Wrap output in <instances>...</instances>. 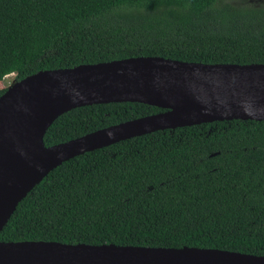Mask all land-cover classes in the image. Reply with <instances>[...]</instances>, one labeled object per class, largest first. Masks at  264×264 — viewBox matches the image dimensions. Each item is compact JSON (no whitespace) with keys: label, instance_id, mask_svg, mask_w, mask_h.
Returning a JSON list of instances; mask_svg holds the SVG:
<instances>
[{"label":"trees","instance_id":"trees-1","mask_svg":"<svg viewBox=\"0 0 264 264\" xmlns=\"http://www.w3.org/2000/svg\"><path fill=\"white\" fill-rule=\"evenodd\" d=\"M233 1L0 0V81L137 56L264 63V5ZM161 110L140 102L75 107L43 142ZM26 240L264 255V121L156 130L74 156L21 199L0 231V241Z\"/></svg>","mask_w":264,"mask_h":264},{"label":"water","instance_id":"water-1","mask_svg":"<svg viewBox=\"0 0 264 264\" xmlns=\"http://www.w3.org/2000/svg\"><path fill=\"white\" fill-rule=\"evenodd\" d=\"M140 102L163 110L46 146L62 113ZM264 121V63H200L137 56L45 69L0 95V231L22 198L62 162L156 130L222 120ZM0 264H264V255L195 246L0 241Z\"/></svg>","mask_w":264,"mask_h":264},{"label":"rangeland","instance_id":"rangeland-1","mask_svg":"<svg viewBox=\"0 0 264 264\" xmlns=\"http://www.w3.org/2000/svg\"><path fill=\"white\" fill-rule=\"evenodd\" d=\"M234 3L237 4H248V5H264V0H234ZM14 82V74L6 75L0 81V87H8Z\"/></svg>","mask_w":264,"mask_h":264}]
</instances>
